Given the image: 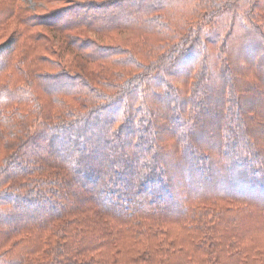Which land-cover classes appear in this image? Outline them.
<instances>
[{
	"label": "trees",
	"instance_id": "trees-1",
	"mask_svg": "<svg viewBox=\"0 0 264 264\" xmlns=\"http://www.w3.org/2000/svg\"><path fill=\"white\" fill-rule=\"evenodd\" d=\"M16 2L0 0V40L16 25L0 264H264V0H73L32 18ZM194 51L181 90L169 76Z\"/></svg>",
	"mask_w": 264,
	"mask_h": 264
},
{
	"label": "rangeland",
	"instance_id": "rangeland-1",
	"mask_svg": "<svg viewBox=\"0 0 264 264\" xmlns=\"http://www.w3.org/2000/svg\"><path fill=\"white\" fill-rule=\"evenodd\" d=\"M76 2L80 0H75ZM73 0H17L16 2V8L17 10H22V17L23 18H32L39 15H44L46 12L54 11L58 8H62L67 6L68 4L72 3ZM9 5L3 4L0 6L1 12L9 13L8 10ZM3 15V16H4ZM6 16V15H5ZM12 27L8 29L7 35H4V38L0 40V45L4 43L9 35L13 32L12 28H15L16 25L14 23L10 24ZM4 33V32H3ZM2 33V34H3ZM1 35V34H0ZM130 36V33L126 32L123 37L124 40L127 39V37ZM251 47L247 44L242 45L241 48L238 46L234 48L233 54L235 62H239L243 67L248 66L249 61V55H250ZM208 53L210 54V57L213 58V64L217 61L218 52H217V46L215 43H213V40L209 42V48ZM201 54H198L196 51L189 54L187 57H185L178 65L176 70L172 73L170 77L171 82H173L175 85L179 86L181 90L186 89V81L188 80V74L189 69L194 65L197 58H199ZM79 65L84 68V62L82 60L79 61ZM42 140H39L38 142L41 143Z\"/></svg>",
	"mask_w": 264,
	"mask_h": 264
}]
</instances>
